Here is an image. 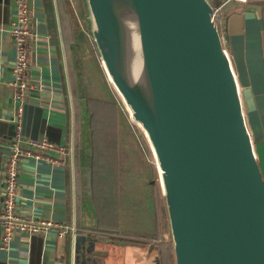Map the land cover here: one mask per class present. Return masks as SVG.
<instances>
[{
    "label": "water",
    "instance_id": "95a60500",
    "mask_svg": "<svg viewBox=\"0 0 264 264\" xmlns=\"http://www.w3.org/2000/svg\"><path fill=\"white\" fill-rule=\"evenodd\" d=\"M85 2L106 76L154 160L175 264H264V172L227 21L211 0ZM74 65L82 200L96 215L87 84L80 57ZM102 238L78 236L76 264H90Z\"/></svg>",
    "mask_w": 264,
    "mask_h": 264
},
{
    "label": "crops",
    "instance_id": "0c3cea01",
    "mask_svg": "<svg viewBox=\"0 0 264 264\" xmlns=\"http://www.w3.org/2000/svg\"><path fill=\"white\" fill-rule=\"evenodd\" d=\"M211 2L221 8V16L227 21L229 53L264 172V0L247 4L229 0ZM30 10L28 93L22 102L16 98L12 85L15 47L10 30L16 14L15 1L0 0V213L8 146L15 137L19 107L23 104L26 105L23 135L61 143L67 147V155L60 164L31 158L20 160L17 213L27 220L61 223L66 231L52 228L36 235L16 232L9 248L2 250L0 228V264H76L77 238L88 232L104 238L95 242L90 264H109L99 258L107 240L117 243L109 253L121 251L123 260L112 264H169L166 256L168 251L174 256V251L167 211L164 213L162 209L160 218L154 220L153 231L133 233L139 240L123 244L100 233H110L105 220L101 224L98 211L94 215L83 204L77 151L80 119L76 57L82 61L89 100H102L105 94L110 97L114 90L90 34L85 0H30ZM81 30L85 40L79 39L77 43L76 34ZM97 91L101 92L98 96ZM119 139L117 135L118 142ZM148 164L153 180L157 171L152 162ZM108 220L109 227L120 226L118 210Z\"/></svg>",
    "mask_w": 264,
    "mask_h": 264
},
{
    "label": "built area",
    "instance_id": "2783aa9c",
    "mask_svg": "<svg viewBox=\"0 0 264 264\" xmlns=\"http://www.w3.org/2000/svg\"><path fill=\"white\" fill-rule=\"evenodd\" d=\"M15 1V18L11 24V36L15 47V61L12 67V85L16 98L24 101L28 91L29 45L32 39L30 0ZM247 4L252 0H229ZM215 14L221 16V8L214 7ZM23 104L19 107L15 124V137L9 144V152L4 167V196L0 213L1 249L7 250L16 232L29 235L44 234L49 229L66 231V227L52 220H27L17 213L20 160L31 158L54 164L63 162L67 147L49 139L37 140L23 135Z\"/></svg>",
    "mask_w": 264,
    "mask_h": 264
},
{
    "label": "rangeland",
    "instance_id": "374dc122",
    "mask_svg": "<svg viewBox=\"0 0 264 264\" xmlns=\"http://www.w3.org/2000/svg\"><path fill=\"white\" fill-rule=\"evenodd\" d=\"M99 93L101 94V92L97 91V96ZM105 95L101 97L102 100L91 101L92 108H97L96 103L98 102L96 101L107 102V104L117 107V111H115L117 119L115 129H117L116 132L120 135L119 145L118 148H116L118 152L117 179L119 184L117 210L121 218L120 226L107 227L106 229L110 232L107 233L109 238L120 240V243L125 244L129 241L139 240V237H136L133 233L153 231L154 220L160 218L161 211L158 209L157 202L153 199L154 191L153 183L151 182L153 176L148 162L152 161L154 164V160L152 159L146 140L142 137L141 130L130 122L129 115L125 108H123L115 91L113 90V94L110 97H107V94ZM112 109L113 108L107 109V112L111 114ZM90 113L93 152L95 153L98 150V147L95 145L97 139H94L93 136L95 133L93 126L96 125V121L93 122V113L91 109ZM112 124L114 125V123ZM115 151V146L113 145L110 153L113 154ZM153 179L156 181L159 179L156 173ZM118 231L124 233H120L119 235L117 233ZM105 244L106 245L103 246L104 250L100 252L99 258H102L104 262L108 260L109 264H112L114 261L120 262V260H122L120 258L121 251L112 254L109 253L114 249L117 243H110V241L107 240Z\"/></svg>",
    "mask_w": 264,
    "mask_h": 264
},
{
    "label": "trees",
    "instance_id": "16d2710c",
    "mask_svg": "<svg viewBox=\"0 0 264 264\" xmlns=\"http://www.w3.org/2000/svg\"><path fill=\"white\" fill-rule=\"evenodd\" d=\"M72 11L69 12V30L71 31V21H73ZM71 20V21H70ZM96 107L92 108V101L89 100V106L93 113V122L96 121L94 128V139H97L95 145L98 147L97 152L93 155V185H94V200L95 207L100 217V223L105 220L106 228L109 227L111 221L108 220L109 216L112 217L113 213L117 211L118 201V163H117V119L115 111L117 107L107 104V102L96 101ZM113 108L112 113L109 114L107 109ZM115 109V110H114ZM99 117V118H98ZM114 123V125L112 124ZM99 128V129H98ZM113 145L115 146V152L110 153ZM110 157V158H109ZM150 166V165H149ZM153 191L155 194V200L157 202L160 211L164 209L166 212V206L164 198L161 194V189L158 180H152ZM167 214V212H166ZM102 234L107 235V232L99 231ZM162 249L165 250V246L162 244ZM166 261L169 264H175L174 256H170L168 251Z\"/></svg>",
    "mask_w": 264,
    "mask_h": 264
}]
</instances>
